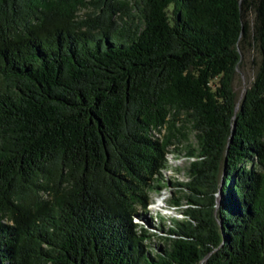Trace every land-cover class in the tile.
Returning <instances> with one entry per match:
<instances>
[{
	"label": "trees",
	"instance_id": "1",
	"mask_svg": "<svg viewBox=\"0 0 264 264\" xmlns=\"http://www.w3.org/2000/svg\"><path fill=\"white\" fill-rule=\"evenodd\" d=\"M0 264H264V0H0Z\"/></svg>",
	"mask_w": 264,
	"mask_h": 264
},
{
	"label": "rangeland",
	"instance_id": "2",
	"mask_svg": "<svg viewBox=\"0 0 264 264\" xmlns=\"http://www.w3.org/2000/svg\"><path fill=\"white\" fill-rule=\"evenodd\" d=\"M129 3H133L134 0H128ZM84 11H80L81 15ZM248 21L251 23V17H248ZM251 25V24H250ZM259 63V57L256 48L248 47L242 53V61L240 67L237 69L233 90L239 99L244 91L250 86L253 81L257 66ZM182 122L180 121L179 124ZM188 141L194 143V136L191 129H187L186 140L182 139L181 142L184 145ZM170 152L167 154V168L163 174L168 183H175L176 181H186L184 176V168L189 161L185 158L184 152L174 151L172 147L169 148ZM178 190L171 185L165 187L161 192H154L150 195V204L146 208L144 218H135V222L142 225L148 230L150 238L146 242L151 251H154L156 247L162 246L164 243V237L167 235V230L173 226V221H180L184 218L182 210L185 205V200H182L181 207H177L173 204L174 199L179 196Z\"/></svg>",
	"mask_w": 264,
	"mask_h": 264
},
{
	"label": "built area",
	"instance_id": "3",
	"mask_svg": "<svg viewBox=\"0 0 264 264\" xmlns=\"http://www.w3.org/2000/svg\"><path fill=\"white\" fill-rule=\"evenodd\" d=\"M164 131L163 130H161L160 132H156V131H154V135L155 136H157V137H160V135L163 133Z\"/></svg>",
	"mask_w": 264,
	"mask_h": 264
},
{
	"label": "water",
	"instance_id": "4",
	"mask_svg": "<svg viewBox=\"0 0 264 264\" xmlns=\"http://www.w3.org/2000/svg\"><path fill=\"white\" fill-rule=\"evenodd\" d=\"M244 92H245V91H244ZM241 97H242V96H241ZM241 97H240V98H241Z\"/></svg>",
	"mask_w": 264,
	"mask_h": 264
}]
</instances>
